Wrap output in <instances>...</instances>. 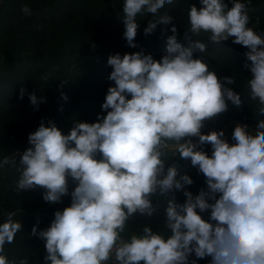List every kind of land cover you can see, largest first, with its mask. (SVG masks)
Instances as JSON below:
<instances>
[{"label":"clouds","instance_id":"clouds-1","mask_svg":"<svg viewBox=\"0 0 264 264\" xmlns=\"http://www.w3.org/2000/svg\"><path fill=\"white\" fill-rule=\"evenodd\" d=\"M229 2L231 7L225 0L190 5L184 47L174 18L160 13L173 0H124L120 21L127 46L139 47L137 17L150 14L143 34L159 27L167 36L165 54L160 60L143 50L110 55L107 79L114 86L101 104L106 115L94 123L74 121L67 135L53 121L48 126L41 121L28 135L30 147L20 153L14 191L43 189L48 204L71 197L47 228H32L31 236L44 241L43 264H197L206 258L210 264H264V36L248 27L246 3ZM21 11L32 15L27 6ZM202 33L213 45L231 40L247 49L248 96L257 102L253 115L260 119L255 134L247 124H236L233 143L223 130L202 133L229 103L242 104L241 95L225 86L235 85V78L222 82L203 58L207 45L194 39ZM196 53L201 55L194 58ZM26 93L22 87L19 99ZM27 96L35 110L47 103L36 91ZM61 99L68 97L61 93ZM177 156L204 176L206 188L198 194L188 190L194 183L189 175L169 166ZM7 164L16 161H0V167ZM69 178L76 185L71 193ZM177 193L183 203H177ZM161 197L163 230L130 231L129 221L137 215L151 218ZM202 213H210L208 220ZM15 216L7 212L0 223V264H16L4 254L23 230Z\"/></svg>","mask_w":264,"mask_h":264},{"label":"trees","instance_id":"trees-1","mask_svg":"<svg viewBox=\"0 0 264 264\" xmlns=\"http://www.w3.org/2000/svg\"><path fill=\"white\" fill-rule=\"evenodd\" d=\"M30 1L20 0L19 6L28 7ZM181 1L183 0H173V4H165L160 13H167L174 18L178 43L187 47L188 43L183 36L189 28V6H180ZM4 2L5 0H2L0 3V23L4 17L3 11L12 4L9 0L6 4ZM242 2L246 3L249 9L248 27L264 36V0ZM123 3L124 0H45L43 4L35 3L33 14L36 13V8L40 9L41 6L47 7V12L46 15L39 12L34 24L36 27L42 24L51 26L54 35H48L46 30L36 32L33 28L15 34L8 32L6 26L0 25V160L13 153L11 160L16 161V165L7 164L0 167V223L4 222L7 212H15L14 219L22 223L23 230L17 233L13 244L5 246L4 252L7 258L10 261L15 260L16 264L24 259L28 264H43L46 255L44 241L31 236L32 228L37 226L38 231L47 228L54 219V213L71 204L70 194L62 197L61 203L48 204L42 199L43 189L21 193L14 191L18 179L16 167L20 153L30 147L28 135L36 131L41 121H44L45 126H48V121H53L62 133L67 135L74 121L94 123L97 122L98 115H106V112L101 110V104L108 88L114 86V82L107 79L112 71L107 65L110 55L119 53L123 56L125 53L143 50L155 60H160L166 52L167 36H161L159 27L154 34H143L147 21L151 19L150 14L137 17L139 29L135 43L139 47L127 46L123 38L124 26L120 21ZM225 3H228L229 7L232 6L229 0H225ZM193 4L197 8L200 7L199 0ZM168 27L171 28V25ZM167 35L172 33L168 31ZM8 39L12 40L6 46L5 41ZM194 39L207 45V51L202 56L210 70L214 71L222 82L224 77L235 78V85L225 86L233 88L241 95L242 100L240 107L229 103L226 113L207 123L216 130L229 129L238 123L248 126L255 124L256 120L260 119L253 115L258 105L256 101L249 99L247 87L252 74L243 68L246 59L244 53L247 49L233 44L231 40L213 45L203 33ZM40 44L54 55L38 59L41 48L30 51V47ZM90 52L93 58L88 57ZM200 55L196 53L194 58ZM44 76L48 79L44 80ZM22 87L27 89V93L36 91L37 95L44 96L47 103L41 104L39 109L35 110L28 100L27 93L23 100L19 99ZM9 93L10 97L5 100L3 97ZM61 93L67 95V101L61 99ZM61 107L62 112L59 110ZM229 120L233 123L230 124ZM202 133H207L204 128ZM203 147L211 155V146ZM169 166H175L179 173L187 174L193 179L194 183L188 189L193 195L198 194L201 188H206L204 176L191 167L190 162L182 161L177 156L170 161ZM75 186L69 178V193ZM184 200L183 194L177 193V203H183ZM154 203V215L151 218L137 215L128 223L130 231L139 232L145 226L151 227L153 231L163 230L162 213L166 202L161 197ZM201 215L208 220L210 213ZM197 264H210V258L199 260Z\"/></svg>","mask_w":264,"mask_h":264},{"label":"rangeland","instance_id":"rangeland-1","mask_svg":"<svg viewBox=\"0 0 264 264\" xmlns=\"http://www.w3.org/2000/svg\"><path fill=\"white\" fill-rule=\"evenodd\" d=\"M196 1L197 0H183L179 4H180V6H190V5H192ZM1 2H2V0H0V3ZM6 2H8V0H5L4 3L6 4ZM9 2L12 3V4L10 5L9 8L7 6L6 7L7 9H5L3 11V16L4 17L1 18V23H0V25L6 26V28L9 30L8 32L11 31V32L17 34L19 32H23L25 29L33 28V30L35 29L36 32H38L39 30H41V31L46 30V33L48 35H54V32H53L51 26L48 25V27H47L46 24L45 25L42 24V25H38L36 27V25L34 24L35 21H36V19H37V17H38L39 12H43V14L46 15L47 7L46 8H43V6H41L40 9L38 7L35 10L36 13L35 12H34V14L32 13L31 16H25L24 13L21 11L22 7L19 6L20 0H9ZM44 2H45V0H43V1H40V0H31L29 2V4H28V7L31 9V12H32V10L34 9V6L33 5L35 3L43 4ZM57 26H59V24ZM11 40L12 39H8L7 41H5V45L8 46L10 44ZM210 47H212V45ZM35 48H41L39 50V58L38 59H40L43 56L52 57L54 55V54L48 52V50L45 48V46L43 44L37 45L35 47H30V51H32ZM91 53L92 52L89 53L88 57L93 58L94 56H92ZM63 67H65V66H61V68H63ZM0 89H1V87H0ZM8 97H10V93L8 95L4 96L3 98L6 100ZM5 103H6V101H5ZM230 123L232 124L233 122L230 121ZM234 128L235 127H231L229 129L226 128L225 130H223V129H221V130H223L224 132H226V131L227 132H231V131L234 130ZM204 129L206 130L207 133H209L211 131H220L219 129H217V130L214 129L210 125L206 126V124H205ZM13 156H14L13 153L12 154H9L6 157H2L0 161H3L4 158H8V159L11 160L13 158Z\"/></svg>","mask_w":264,"mask_h":264},{"label":"built area","instance_id":"built-area-1","mask_svg":"<svg viewBox=\"0 0 264 264\" xmlns=\"http://www.w3.org/2000/svg\"><path fill=\"white\" fill-rule=\"evenodd\" d=\"M255 124H251V125L248 126L249 127V131L252 132V134H255ZM226 132H225V137L228 139L229 143H233V141L231 140V134H232L233 131L227 132V133ZM206 134H208V133H206Z\"/></svg>","mask_w":264,"mask_h":264},{"label":"crops","instance_id":"crops-1","mask_svg":"<svg viewBox=\"0 0 264 264\" xmlns=\"http://www.w3.org/2000/svg\"><path fill=\"white\" fill-rule=\"evenodd\" d=\"M230 121H231V120H229V123H230ZM230 124H231V123H230ZM208 125H209V123L206 122V126H208Z\"/></svg>","mask_w":264,"mask_h":264},{"label":"water","instance_id":"water-1","mask_svg":"<svg viewBox=\"0 0 264 264\" xmlns=\"http://www.w3.org/2000/svg\"><path fill=\"white\" fill-rule=\"evenodd\" d=\"M224 130V129H223Z\"/></svg>","mask_w":264,"mask_h":264}]
</instances>
